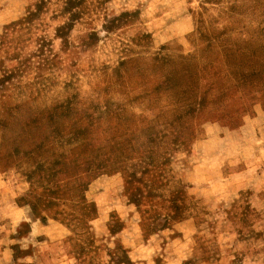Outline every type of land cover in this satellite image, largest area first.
Masks as SVG:
<instances>
[{
    "label": "rangeland",
    "instance_id": "obj_1",
    "mask_svg": "<svg viewBox=\"0 0 264 264\" xmlns=\"http://www.w3.org/2000/svg\"><path fill=\"white\" fill-rule=\"evenodd\" d=\"M0 264H264V0H0Z\"/></svg>",
    "mask_w": 264,
    "mask_h": 264
}]
</instances>
